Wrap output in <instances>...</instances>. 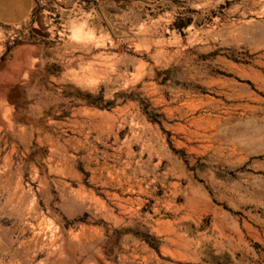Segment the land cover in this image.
Segmentation results:
<instances>
[{"label":"rangeland","instance_id":"rangeland-1","mask_svg":"<svg viewBox=\"0 0 264 264\" xmlns=\"http://www.w3.org/2000/svg\"><path fill=\"white\" fill-rule=\"evenodd\" d=\"M22 48L0 264H264V0H33Z\"/></svg>","mask_w":264,"mask_h":264},{"label":"bare ground","instance_id":"bare-ground-1","mask_svg":"<svg viewBox=\"0 0 264 264\" xmlns=\"http://www.w3.org/2000/svg\"><path fill=\"white\" fill-rule=\"evenodd\" d=\"M28 54V49H19L15 53L14 60L8 65V68L3 73H0V113L4 114L6 112V107L3 105V97H5L8 87L14 83H20L26 78V71L29 67ZM4 115V121H6L8 116L6 118V114ZM0 126H4L2 122H0Z\"/></svg>","mask_w":264,"mask_h":264},{"label":"crops","instance_id":"crops-1","mask_svg":"<svg viewBox=\"0 0 264 264\" xmlns=\"http://www.w3.org/2000/svg\"><path fill=\"white\" fill-rule=\"evenodd\" d=\"M33 0H0V24L18 26L30 16Z\"/></svg>","mask_w":264,"mask_h":264}]
</instances>
